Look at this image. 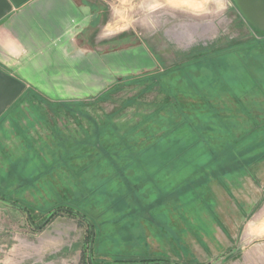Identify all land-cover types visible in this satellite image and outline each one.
<instances>
[{
	"label": "rangeland",
	"instance_id": "obj_1",
	"mask_svg": "<svg viewBox=\"0 0 264 264\" xmlns=\"http://www.w3.org/2000/svg\"><path fill=\"white\" fill-rule=\"evenodd\" d=\"M92 46L153 69L0 114V264H251L264 245V32L233 0H95ZM101 18V17H100ZM255 210H258L255 213ZM249 220L259 233H248ZM253 226V224H250Z\"/></svg>",
	"mask_w": 264,
	"mask_h": 264
},
{
	"label": "crops",
	"instance_id": "obj_2",
	"mask_svg": "<svg viewBox=\"0 0 264 264\" xmlns=\"http://www.w3.org/2000/svg\"><path fill=\"white\" fill-rule=\"evenodd\" d=\"M95 2L27 0L12 6L0 18V69L54 99L87 98L113 77L153 69L140 46H92L91 31L103 21ZM247 223L248 233H259L256 224ZM258 249L249 263L264 264V245Z\"/></svg>",
	"mask_w": 264,
	"mask_h": 264
},
{
	"label": "water",
	"instance_id": "obj_3",
	"mask_svg": "<svg viewBox=\"0 0 264 264\" xmlns=\"http://www.w3.org/2000/svg\"><path fill=\"white\" fill-rule=\"evenodd\" d=\"M26 1L27 0H0V18H2L5 14H7L12 9V6H19ZM233 1L238 11L246 19L248 24L253 26L255 29L261 31L264 30V0H242V2H240L239 0H233ZM25 87H26L25 83L22 82L20 79L14 77L9 73H5L3 70L0 69V114L14 101V99H17V97L24 91ZM9 205L23 210L26 213L30 224L36 229L42 228L51 218L50 216H53L59 211H66L86 220L88 222L91 233L89 247H88L89 264H94L91 254L94 243L93 241L95 238V230L93 229L94 227L91 221L87 219L85 216H83L81 213L67 207H59L53 210L48 215V217H45L46 219L41 224L37 225L33 223L32 219L30 218L31 217L30 213L27 209L21 207L20 205H16L14 203H11ZM118 264H122V263H118ZM126 264H137V263H126ZM143 264H176V263L168 262L165 260H158L156 262L155 261L145 262Z\"/></svg>",
	"mask_w": 264,
	"mask_h": 264
},
{
	"label": "trees",
	"instance_id": "obj_4",
	"mask_svg": "<svg viewBox=\"0 0 264 264\" xmlns=\"http://www.w3.org/2000/svg\"><path fill=\"white\" fill-rule=\"evenodd\" d=\"M153 261H155V260L154 259H149V260L142 259V260H139V261H137V260H125V261H120V263H122V264H126V263H137V264H141L142 263L143 264L145 262H153ZM156 261H158V260H156Z\"/></svg>",
	"mask_w": 264,
	"mask_h": 264
},
{
	"label": "bare ground",
	"instance_id": "obj_5",
	"mask_svg": "<svg viewBox=\"0 0 264 264\" xmlns=\"http://www.w3.org/2000/svg\"><path fill=\"white\" fill-rule=\"evenodd\" d=\"M240 2H242V0H239ZM257 31H259L258 29H257ZM260 33H262V32H264V30H262V31H259Z\"/></svg>",
	"mask_w": 264,
	"mask_h": 264
},
{
	"label": "flooded vegetation",
	"instance_id": "obj_6",
	"mask_svg": "<svg viewBox=\"0 0 264 264\" xmlns=\"http://www.w3.org/2000/svg\"><path fill=\"white\" fill-rule=\"evenodd\" d=\"M10 105H11V104H10ZM10 105H9V106H10ZM9 106H8V107H9Z\"/></svg>",
	"mask_w": 264,
	"mask_h": 264
}]
</instances>
